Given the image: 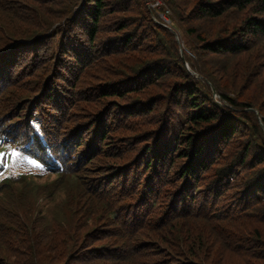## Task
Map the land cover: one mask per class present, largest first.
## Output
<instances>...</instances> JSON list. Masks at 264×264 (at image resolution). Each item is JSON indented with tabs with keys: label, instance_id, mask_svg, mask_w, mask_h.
Returning a JSON list of instances; mask_svg holds the SVG:
<instances>
[{
	"label": "trees",
	"instance_id": "16d2710c",
	"mask_svg": "<svg viewBox=\"0 0 264 264\" xmlns=\"http://www.w3.org/2000/svg\"><path fill=\"white\" fill-rule=\"evenodd\" d=\"M169 6L194 56L146 0H0V142L38 166L0 150V264H202L244 220L264 257V0Z\"/></svg>",
	"mask_w": 264,
	"mask_h": 264
},
{
	"label": "rangeland",
	"instance_id": "374dc122",
	"mask_svg": "<svg viewBox=\"0 0 264 264\" xmlns=\"http://www.w3.org/2000/svg\"><path fill=\"white\" fill-rule=\"evenodd\" d=\"M146 6L148 10L153 13V21L164 24L168 27H176L175 29L182 39L181 40L180 36L175 32L177 34L176 38L181 44V47L186 49L191 54V56H194V54L187 48L188 41L191 42V40L188 36L181 32V21L179 19L178 13H176L175 10H173V8L169 6V0H146ZM137 13L138 12L121 11L116 15L115 20H117L118 18H123L124 16L132 18L133 14ZM183 36L185 37L183 38ZM124 64L125 60L121 59L119 63L115 64V66L110 65V76H118V74L122 71V67L124 66ZM115 68L118 69L116 70ZM1 147L2 146L0 145V148ZM20 160V157L17 156L16 165H20ZM37 167L38 166L34 161L31 165H20L21 169H28L29 171H34L35 169H37ZM52 179L53 177L49 174L39 177V182L41 185L39 191L41 192L42 197L34 198L31 204L33 208H36L37 205H42L45 215L51 222L59 218V213L62 209V205L67 195V192L64 191V189H59L54 184H52ZM228 225L230 226L229 229L231 228L234 231V234L237 235L241 232L238 235V238H241V240L234 243V245L239 243V246L236 248L237 251L234 253H230V256H227L228 251L225 249V247L222 246L220 242L215 241L213 248H211V244H209L202 249V256L199 257L202 264H264V257H259L258 254H253L255 252L263 250L261 248L262 241L257 237V222H249L244 220L242 221V223L240 222V229L236 224L232 222H230ZM39 240L42 241V243H37V245L43 253L47 248L49 242L42 238H39ZM235 240H237V237L235 238ZM209 249H212L211 257H209L207 254V251H209ZM241 251H244V253H241Z\"/></svg>",
	"mask_w": 264,
	"mask_h": 264
}]
</instances>
